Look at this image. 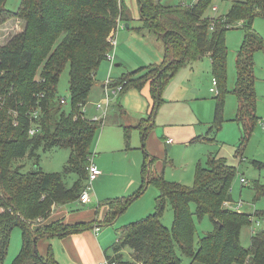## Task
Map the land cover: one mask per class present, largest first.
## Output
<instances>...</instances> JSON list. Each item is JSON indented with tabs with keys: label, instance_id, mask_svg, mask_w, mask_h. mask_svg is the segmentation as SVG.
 <instances>
[{
	"label": "trees",
	"instance_id": "16d2710c",
	"mask_svg": "<svg viewBox=\"0 0 264 264\" xmlns=\"http://www.w3.org/2000/svg\"><path fill=\"white\" fill-rule=\"evenodd\" d=\"M6 2L0 0V21L10 13ZM212 2L165 5L162 0H138L141 24L135 29L153 32L163 43L165 58L160 64L124 73L109 80V84L114 90L122 86L117 92L122 107L126 91L150 83L153 105L149 118L143 120L142 138L155 123L164 84L179 67L208 54L218 88L216 112L208 132L222 128L225 93L229 91L226 31L239 21H243L244 39L236 59V87L231 90L238 98L235 120L243 142L255 129L260 117L254 55L264 49V38L253 22L256 17L264 18V0H236L216 18L206 14ZM16 14L25 21V29L9 44H0V264L8 254L10 234L18 227L23 246L12 264H58L50 247L47 257L38 252L36 242L40 238L63 237L102 226L94 214L92 219L78 222L56 217V206L84 205L79 197L86 186L96 135L104 125L102 120L88 118L84 108L97 84L99 66L113 49L109 35L117 21H127L129 15L123 0H22ZM66 66L71 68L69 110L58 94L59 79ZM37 108L41 114L40 131L32 135L29 114ZM125 133L129 143V127L125 126ZM60 147L70 150L63 171L44 172L39 150ZM27 155L35 156L37 162L24 172L16 161ZM144 156L141 190L151 183L158 187L155 211L138 222L123 225L112 245L114 255L106 258L115 259L117 264H179L176 241L194 262L264 264V227L252 235L250 246L240 243L242 227L257 218L264 220V210L247 213L224 206L233 200L232 181L236 175L227 159L210 153L207 166L197 168L194 184L188 186L165 179L154 168L158 158L147 153ZM252 164L264 168L259 160ZM73 176L76 180L68 185ZM255 189L258 199L264 196V182L257 180ZM130 203L122 201V206L107 213V219H116ZM167 204L175 215L173 231L162 221ZM192 204L196 206L194 212ZM48 215L43 221L42 217ZM194 216L200 220L209 216L214 222L213 232L200 240L198 248L193 245ZM127 247L132 249L130 259L122 255Z\"/></svg>",
	"mask_w": 264,
	"mask_h": 264
},
{
	"label": "rangeland",
	"instance_id": "374dc122",
	"mask_svg": "<svg viewBox=\"0 0 264 264\" xmlns=\"http://www.w3.org/2000/svg\"><path fill=\"white\" fill-rule=\"evenodd\" d=\"M123 1L133 18L122 21L119 27L120 31L116 36V45L110 51L114 57L113 64L107 58L99 66L98 84L107 83V80H116L124 73L137 68L160 64L165 58L164 51H161V42L147 38L146 30L135 29L141 24L139 20V22L134 20L138 12L137 1ZM193 1L195 0H162L165 5H189ZM235 1L213 0L206 14L210 17H220L229 10ZM21 3L22 0H7L6 2V8L10 10V13L5 20L0 21L1 45L12 42V39L26 27L25 21L16 14ZM214 6L217 7L216 10H214ZM117 22V26L109 35L110 41L113 33L118 29L120 22L119 20ZM242 23L243 21H239L234 28L226 31L228 49L226 79L229 91L225 93L223 126L218 131L208 132L216 112L215 96H217L218 90L217 85H213V69L209 54L179 67L175 75L164 84L155 123L149 128L146 138H142V129L143 120L148 119L150 115L144 109L145 104L149 102L148 98L151 101L153 99L151 85H145L141 89L128 90L122 101L123 109L132 118H136L137 114L142 112L144 118H139V122L129 117L123 119L118 116V114L122 115L123 111L119 105L118 94L113 89L109 88L108 94L105 89L97 85L92 89L89 104L84 112L88 118L103 113L97 108V104L104 98L108 96L111 101V105L107 107V116L103 120V128L96 135L91 156L103 173L91 184L93 195L89 204L78 206V203H72L70 205L77 208H75L76 215L93 213L102 226L98 235L93 229H87V231L90 230L88 234L83 232L70 240L76 248L81 250L83 258L73 257L76 251H66L65 243L52 237L40 238L36 242V249L42 256L47 257L49 247L53 250L58 264H69L70 261L79 264L82 263V259L87 264H100L99 262L106 260L104 251L112 255L114 253L112 245L117 241L123 225L138 222L155 211L156 198L160 194L158 187L151 183L146 190H141V168L145 153L158 158L156 163L154 162L156 171L163 174L165 179L188 186H193L197 168L200 165L207 166L210 153L217 154L227 159V163L236 169L231 194L232 203L238 207V211L253 213L257 210H264V196L258 199L255 189L257 180L264 182V168L260 169L252 164L254 160L264 163V124L262 123L264 120V49L257 50L254 55L255 77L257 78L256 93L258 95L257 114L260 119L249 139L244 142L240 125L235 120L238 112V98L231 91L237 83L236 59L244 39ZM253 27L264 38V18L256 17ZM127 35L130 40L127 43H122L123 37H127ZM118 62L121 63V66L116 67L115 64ZM70 71L71 68L66 66L58 83V94L67 100L64 106L67 110L70 108L71 101ZM108 85L110 87V84ZM211 87H214L215 90L211 91ZM113 103L114 106H112ZM103 104L105 105V101ZM125 126L130 129L129 143L126 142ZM169 137L174 142L167 144L165 140ZM39 154L40 166L44 172H61L69 160L70 150L60 147L44 152L43 149H40ZM36 162L35 156L27 155L18 159L16 165L23 166L25 172L30 171ZM241 177L245 178V182H241ZM68 185H72V181H69ZM122 201L131 203L116 219L108 220L107 213L122 206ZM66 205L62 204L56 207L61 210ZM195 208L196 206L192 204L193 212ZM1 211L2 209H0ZM162 216L164 225L173 231L175 215L170 204H167ZM48 217L49 215L46 218L42 217L43 221H46ZM263 227L264 220L262 218L254 219L250 225H244L240 243L246 247L250 246L252 235H256ZM194 230L193 245L198 248L200 240L213 232L214 222L209 216L202 220L194 216ZM10 235L9 251L4 264H12L23 246L20 227L13 229ZM70 242H67V245L73 247L74 245ZM175 245L181 260L179 264H203L191 260L176 241ZM131 252L130 247L123 249V258L130 259Z\"/></svg>",
	"mask_w": 264,
	"mask_h": 264
},
{
	"label": "crops",
	"instance_id": "0c3cea01",
	"mask_svg": "<svg viewBox=\"0 0 264 264\" xmlns=\"http://www.w3.org/2000/svg\"><path fill=\"white\" fill-rule=\"evenodd\" d=\"M137 1V7H138V12L136 13V17H134V20L135 21H137V22H139L138 20L140 19V6H139V3H138V0H136ZM196 1V0H195ZM194 2V1H193ZM125 4V3H124ZM125 7H127L126 5H125ZM127 10H128V15H129V20L131 19V18H133V17H131L130 16V12H129V9H128V7H127ZM121 23H122V21H120ZM120 30H119V28L117 29V31H116V33H115V37L117 36V33L119 32ZM146 32V36H147V38H151L152 40H154L155 42H161L159 39H158V37L157 36H155V34L153 33V32H151V31H149V30H147V31H145ZM117 38V37H116ZM130 37H129V35H127V37H123V42L122 43H127V41L128 40H130L129 39ZM160 47H161V51L163 50V43L161 42V45H160ZM121 55V54H120ZM122 56V55H121ZM120 59V58H119ZM115 66L116 67H118V66H121V63L120 62H118V63H116L115 64ZM97 81H98V79H97ZM97 83V82H96ZM150 85V83L148 82L146 85ZM97 86H100L101 88H103V89H106V87H109V85H108V83H103V84H96ZM95 85V86H96ZM94 86V87H95ZM110 88V87H109ZM135 89L137 88V87H134ZM134 88H131V89H134ZM110 89H112V88H110ZM114 90V89H113ZM130 90V89H129ZM233 90V89H232ZM115 91V90H114ZM126 93H127V91L123 94V96H122V99H121V101H123L124 99H125V95H126ZM90 100V99H89ZM127 100V99H126ZM148 100H149V102H147V104H145V109H144V111L145 112H147V114H149V113H151V109H152V105H153V99H152V101L150 100V98H148ZM88 104H89V102H88ZM88 104H87V106H88ZM86 106V107H87ZM112 106H114V103H113V105ZM85 107V108H86ZM84 108V109H85ZM122 108H123V106H122ZM123 110V114L122 115H119L118 114V116H120V117H122L123 119H125V118H127V117H129V118H131V119H134V121H140V119L139 118H144V117H142V112H139V114H137V117L136 118H132L131 116H129V114L124 110V109H122ZM142 110V109H141ZM97 115V114H96ZM149 118V117H148ZM169 138H171V137H169ZM169 138H167V139H169ZM167 139L165 140L166 141V143L168 144V141H167ZM156 163V162H155ZM158 165V164H157ZM154 168H155V170H156V165L154 164ZM157 169H158V167H157ZM104 175V174H103ZM76 178L77 177H69V181H74V180H76ZM68 181V182H69ZM93 195V194H92ZM74 208V209H73ZM72 210H75V207H72V205H70V204H67L66 205V207H63L61 210H58L57 212H56V217H62V216H65V219L67 220V221H69V222H78V221H81V220H90V219H92V216H93V213L92 214H90V215H88V214H77L76 215V213L75 212H73ZM89 216V217H88ZM93 230H94V228H93ZM89 231L90 230H85V231H81V232H78L77 234H70V235H66V236H63V237H53V238H57V239H59V241L61 242V243H65V248L67 249L66 251H70V252H73V251H76V254H74L73 255V257H78V259H81V258H83V253L81 252V250L79 249V248H76V246L74 245V244H72L71 242H70V240L72 239V238H74L75 236H78L79 234H81V233H83V232H86L87 234L89 233ZM94 232H95V230H94ZM100 232V231H99ZM96 233V232H95ZM97 235L99 234V233H96ZM67 242H70V244H72V245H74L73 247L72 246H68L67 245ZM125 249V248H124ZM115 252V251H114ZM109 256V254H107V252L106 251H104V256L106 257V256ZM112 255H114V253L112 254ZM70 256V255H69ZM86 261L85 260H83L82 259V263H79V264H87V263H85ZM69 264H77V263H75L74 261H70V262H68Z\"/></svg>",
	"mask_w": 264,
	"mask_h": 264
},
{
	"label": "built area",
	"instance_id": "2783aa9c",
	"mask_svg": "<svg viewBox=\"0 0 264 264\" xmlns=\"http://www.w3.org/2000/svg\"><path fill=\"white\" fill-rule=\"evenodd\" d=\"M214 10L217 9L216 6L213 7ZM120 22V21H119ZM121 26V22L119 23V26L118 28ZM111 42H112V45H113V48L114 46L116 45V37L115 36H112V39H111ZM108 58L109 60L111 61V64H113V60H114V57L111 53H109L108 55ZM108 84H109V80L106 81ZM213 85H216V80L213 81ZM122 86H119V88L117 90H115L114 92L117 93L120 89H121ZM106 94H108V90H109V87H106ZM215 88L214 87H211V91H214ZM105 101V105L103 104V102ZM62 102L63 103H67V100L65 98H62ZM111 101H110V97H106L104 98V100L102 102H99L97 104V108L99 110H102V114H98V115H94L93 117H91V119H94V120H104V118L107 116V110H108V106L111 105L110 104ZM85 111V109H84ZM14 115H16V112H14ZM32 118H31V126H30V133L32 135L36 134L37 132L40 131V125H39V119H40V112H39V108H37L36 110H33L32 112H30L29 114ZM264 124V120L262 122ZM168 143H173L174 141L169 138L167 139ZM87 173H88V178H87V181H86V186H85V189L83 190V192L81 193L80 197H79V201L80 203H83L84 205H87L89 204V202L91 201L92 199V188H91V184L92 182L97 179L99 176L102 175L103 172H101V170L99 169V167L97 166V164L93 161V159L91 158V161H90V164L87 166ZM241 182H245V178L244 177H241ZM224 206L227 208H232V209H235V210H238V207L234 206L232 201H227L224 203ZM100 228L101 226L99 225H96L94 227V230L96 233H98L100 231ZM255 232V231H253ZM106 258V257H105ZM100 264H117V262L115 261V259H112V258H106V260L104 262H99Z\"/></svg>",
	"mask_w": 264,
	"mask_h": 264
},
{
	"label": "water",
	"instance_id": "95a60500",
	"mask_svg": "<svg viewBox=\"0 0 264 264\" xmlns=\"http://www.w3.org/2000/svg\"><path fill=\"white\" fill-rule=\"evenodd\" d=\"M127 27H129V24H127Z\"/></svg>",
	"mask_w": 264,
	"mask_h": 264
}]
</instances>
